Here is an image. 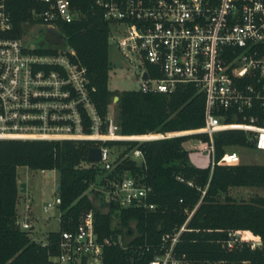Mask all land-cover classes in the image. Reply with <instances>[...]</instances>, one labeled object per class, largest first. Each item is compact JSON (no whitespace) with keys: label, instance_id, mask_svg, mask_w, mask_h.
<instances>
[{"label":"built area","instance_id":"1","mask_svg":"<svg viewBox=\"0 0 264 264\" xmlns=\"http://www.w3.org/2000/svg\"><path fill=\"white\" fill-rule=\"evenodd\" d=\"M39 1L45 7L32 11L38 21L35 26L56 29L58 21L71 22L76 17L69 0ZM94 1L109 24L108 40L127 54L136 53L142 61L137 90L171 93L191 84L204 94V124L185 134H207L211 145L204 147L195 139V153L210 158L211 165L240 164V155L229 149L214 161L213 134L223 130L250 133L255 149L264 151V119L258 114L264 109V0ZM12 30L4 0H0V141H89L91 147L100 148V159L89 162L110 172L122 151L115 152L117 145L108 146L107 141L141 142L183 135L179 131L142 138L122 134L111 106L105 115L96 108L86 67L72 47L61 40L52 50L40 51L36 44L27 45L22 36H11ZM134 155L141 152L134 148ZM148 191L127 173L109 180L102 189L106 202L119 208L153 209L146 202ZM60 203L57 195L43 209ZM193 212L178 229L162 235L163 251L149 264H195L177 258L174 252ZM17 223L23 230L33 229L26 218H18ZM237 233L230 232L223 242L226 250L244 241L252 248L258 245L253 239H238ZM102 247L89 212L74 230L60 233L58 251L50 257V264H102Z\"/></svg>","mask_w":264,"mask_h":264},{"label":"trees","instance_id":"2","mask_svg":"<svg viewBox=\"0 0 264 264\" xmlns=\"http://www.w3.org/2000/svg\"><path fill=\"white\" fill-rule=\"evenodd\" d=\"M76 11L71 22L58 21L56 32L75 52L86 67L91 97L101 115L117 96L116 121L121 133L129 136L188 132L204 124V94L191 84L178 86L171 93L140 90L112 91L108 88L109 24L103 10L94 0H69ZM13 23L11 36L20 37L25 29L38 21L32 11L42 10L39 0H4ZM37 50L50 51L47 44ZM264 119V109L258 112ZM240 121V119H239ZM243 130H223L213 134L214 161L229 147L255 149ZM189 139L211 145L204 133L183 134L146 141H107L108 146L125 149L110 172L87 159L89 141H0V264H50L58 251L60 233L74 230L82 216L92 212L97 240L102 244V264H149L163 251L161 237L178 229L194 209L175 245V256L195 264H264V196L236 200L228 195L232 187L264 188V165L209 164L195 166L188 156L185 142ZM141 152L140 163L127 156L129 150ZM31 170H57L58 195L61 203L59 227L47 233L45 244L31 238L30 231L17 223L16 205L19 195L17 167ZM130 174L149 188L143 206L119 208L106 202L108 210L94 203L91 185L102 189L109 180ZM106 174V175H104ZM103 175V176H102ZM99 178V179H98ZM99 191H96L97 194ZM116 224L113 225V214ZM240 231L245 240L233 250L222 244L230 232Z\"/></svg>","mask_w":264,"mask_h":264},{"label":"rangeland","instance_id":"3","mask_svg":"<svg viewBox=\"0 0 264 264\" xmlns=\"http://www.w3.org/2000/svg\"><path fill=\"white\" fill-rule=\"evenodd\" d=\"M23 41L29 45L34 46L40 44H47L50 47L58 46L62 41L57 34L55 28L41 27L31 25L25 29L22 34ZM108 88L112 91L122 90H137L139 87L138 68H142V61L136 56V53H126V51L119 49L114 40H108ZM115 115L117 113L116 104H110ZM185 147L188 149V156L194 153L197 149L195 139H189L185 142ZM125 149L124 146H115L114 151L120 152ZM229 150L236 151L240 157V163L244 164H262L264 165V151L256 150L248 147L233 146ZM133 149L127 153L128 157H133L137 163L142 160L141 155L133 156ZM203 154H206L204 152ZM50 173V175H49ZM106 175V174H104ZM103 176V175H102ZM16 178L18 184L24 182L25 191L19 189V195L16 208L17 219L26 218L33 226L30 231V236L36 241H44L47 233L56 231L59 227V211L58 207H52L44 210L43 206L46 203L53 201L58 195L57 186L59 181V172L57 170H31L25 166L17 167ZM99 179V178H98ZM91 194L96 205L99 204L100 197H103L100 208L104 211L108 210L106 204L107 195L102 192L101 185L94 183L91 185ZM96 191H99L97 194ZM228 195L236 200H248L249 198L260 195L264 196V188L261 187H232L228 191ZM112 224H116V215L113 214ZM240 239L241 232L236 234ZM244 264H250L245 262Z\"/></svg>","mask_w":264,"mask_h":264},{"label":"water","instance_id":"4","mask_svg":"<svg viewBox=\"0 0 264 264\" xmlns=\"http://www.w3.org/2000/svg\"><path fill=\"white\" fill-rule=\"evenodd\" d=\"M144 76L145 77L147 76L146 73L144 74ZM117 99H118V97L114 96L113 102H116ZM87 159L90 162L98 161L100 159V148L99 147H90L88 149ZM25 186H26V184L24 182L18 184V187L21 191H25ZM59 188H60V186L58 185L57 190H59Z\"/></svg>","mask_w":264,"mask_h":264},{"label":"crops","instance_id":"5","mask_svg":"<svg viewBox=\"0 0 264 264\" xmlns=\"http://www.w3.org/2000/svg\"><path fill=\"white\" fill-rule=\"evenodd\" d=\"M190 161L197 167H207L210 164V158L208 157H201L199 154L197 153H192L189 155ZM42 171V170H41ZM53 171V170H52ZM50 175V173H49ZM18 182V180H17ZM27 186V185H26ZM23 192V191H22ZM18 207V204L16 205V208ZM35 240V239H34ZM46 240V239H45ZM44 240V241H45ZM44 241H40V242H44Z\"/></svg>","mask_w":264,"mask_h":264},{"label":"bare ground","instance_id":"6","mask_svg":"<svg viewBox=\"0 0 264 264\" xmlns=\"http://www.w3.org/2000/svg\"><path fill=\"white\" fill-rule=\"evenodd\" d=\"M181 134H185V133H189L188 132H180ZM156 134H149L147 135L148 137H155ZM133 137H136V138H142V137H146L145 135H136V136H133Z\"/></svg>","mask_w":264,"mask_h":264}]
</instances>
